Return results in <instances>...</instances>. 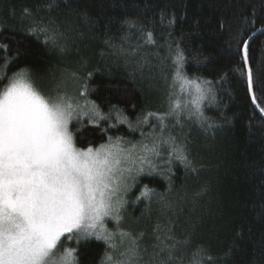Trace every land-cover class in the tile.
Wrapping results in <instances>:
<instances>
[{
    "label": "trees",
    "instance_id": "obj_1",
    "mask_svg": "<svg viewBox=\"0 0 264 264\" xmlns=\"http://www.w3.org/2000/svg\"><path fill=\"white\" fill-rule=\"evenodd\" d=\"M261 28L264 0H0V90L26 69L46 97L100 113L75 115L76 147L118 139L135 159L124 228L63 241L79 264L132 246L137 264H264V118L243 60ZM248 63L264 108V31ZM177 68L210 89L199 112Z\"/></svg>",
    "mask_w": 264,
    "mask_h": 264
},
{
    "label": "snow or ice",
    "instance_id": "obj_2",
    "mask_svg": "<svg viewBox=\"0 0 264 264\" xmlns=\"http://www.w3.org/2000/svg\"><path fill=\"white\" fill-rule=\"evenodd\" d=\"M243 60L248 61L247 42ZM176 77L182 91L186 85L194 88L191 104L199 112L210 89L182 76L179 68ZM247 85L252 92L251 68ZM252 102L256 104L254 93ZM77 108L69 97L42 94L26 69L14 73L0 90V264H79L77 250L64 247V240L90 236L112 240L105 218L119 220L122 200L117 194L130 187L125 174L134 171L135 159L119 141L97 149L77 148L69 129L74 115L83 114ZM260 111L264 113V108ZM90 112L100 116L94 105ZM143 150L159 155L155 146L144 145ZM176 158L187 162L182 152ZM139 159L138 172L147 157ZM123 163L130 166L122 167ZM147 192L146 188L143 194ZM120 255L125 259L106 255L108 264H137L134 246Z\"/></svg>",
    "mask_w": 264,
    "mask_h": 264
},
{
    "label": "rangeland",
    "instance_id": "obj_3",
    "mask_svg": "<svg viewBox=\"0 0 264 264\" xmlns=\"http://www.w3.org/2000/svg\"><path fill=\"white\" fill-rule=\"evenodd\" d=\"M92 115H94V114H91V112L89 110H87V109H83V114H81L82 118H86L87 116H92ZM75 120H76V118H75V115H74L73 119L69 123V129L71 131H72V124H75V122H74ZM79 121L82 122V120H78V122ZM117 141H119L120 147L122 148V144H121L122 141H120L118 139L109 140V141H107V143H105V144L103 143L102 145H108L110 143H115ZM74 142H75V139H74ZM125 144H127V143H125ZM99 147H97V148H99ZM97 148H93V149H97ZM125 150H127V148H125ZM126 164L127 163H123L121 166L125 167ZM121 192H122V194H121ZM121 192L118 193L117 196L121 198L122 205H123V202L125 201L124 198H123L125 191L122 190ZM118 215H119V220H117V219H115L113 217H106L105 218V227H106V229L108 230L109 233H113L112 231H114V230L119 231L120 229L124 228L123 223H125V219H124L123 212H122V206L119 209ZM91 237H93V236H90L88 238H91Z\"/></svg>",
    "mask_w": 264,
    "mask_h": 264
},
{
    "label": "water",
    "instance_id": "obj_4",
    "mask_svg": "<svg viewBox=\"0 0 264 264\" xmlns=\"http://www.w3.org/2000/svg\"><path fill=\"white\" fill-rule=\"evenodd\" d=\"M264 31V28H261V29H259V30H257L246 42H247V44L249 45V43H250V41L256 36V35H258V34H260L261 32H263ZM246 67H247V71H248V69L250 68L249 67V63H248V61H247V63H246ZM253 93H254V90L252 91V92H250V95H251V99H252V95H253ZM254 106H255V108H256V110L260 113V115L264 118V113H262L261 111H260V108L259 107H257V102H256V104H254Z\"/></svg>",
    "mask_w": 264,
    "mask_h": 264
}]
</instances>
